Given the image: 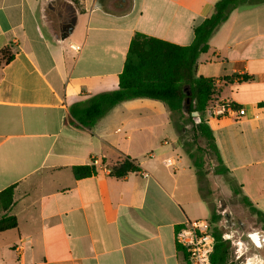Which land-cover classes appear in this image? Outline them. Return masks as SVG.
Returning <instances> with one entry per match:
<instances>
[{
	"label": "crops",
	"instance_id": "crops-1",
	"mask_svg": "<svg viewBox=\"0 0 264 264\" xmlns=\"http://www.w3.org/2000/svg\"><path fill=\"white\" fill-rule=\"evenodd\" d=\"M218 1L0 0V193L14 187L0 219L18 223L0 233V264H191L176 233L213 212L201 194L205 161L200 179L187 152L198 149L169 109L129 100L85 127L71 108L119 88L137 34L189 46ZM196 75L216 80L205 119L226 175L264 216V0L231 11ZM224 100L246 115L213 116ZM126 156L140 170L111 176ZM92 165L95 174L76 178V166Z\"/></svg>",
	"mask_w": 264,
	"mask_h": 264
},
{
	"label": "trees",
	"instance_id": "trees-1",
	"mask_svg": "<svg viewBox=\"0 0 264 264\" xmlns=\"http://www.w3.org/2000/svg\"><path fill=\"white\" fill-rule=\"evenodd\" d=\"M247 3L249 0H219L214 6L212 15L196 27L194 41L189 46H180L137 34L132 39L124 69L119 76V88L98 94L85 103L73 106L71 108L73 118L85 127H93L112 108L125 101L139 98L160 101L169 109L180 138L183 139L190 133L186 127L192 125L191 132L194 140H204L207 150L216 159V174L226 175L228 169L223 164L215 137L205 119L207 108L216 93V80L197 77L196 66L200 56L208 51L209 40L228 19L231 11ZM3 55L6 63L12 59V56L5 51ZM261 106H264V103ZM193 112L199 113L198 123L192 116ZM187 152L194 162L197 175L202 179L204 177L203 154L207 151L200 149L193 154ZM139 170L136 161L126 156L112 168L110 174L121 179ZM95 173L94 165L74 168L77 179L90 177ZM235 192L239 193L237 190ZM13 201L14 187L0 193V206L3 211H8ZM241 202L253 215L264 220L263 214L252 206L247 197H242ZM219 219L220 216L213 212L211 224H217ZM17 226V219L14 216L4 215L0 219V233L14 230ZM211 231L216 240L212 264H235L232 259L231 244L223 239V231L218 227H211Z\"/></svg>",
	"mask_w": 264,
	"mask_h": 264
},
{
	"label": "rangeland",
	"instance_id": "rangeland-1",
	"mask_svg": "<svg viewBox=\"0 0 264 264\" xmlns=\"http://www.w3.org/2000/svg\"><path fill=\"white\" fill-rule=\"evenodd\" d=\"M196 123L199 122V115L195 117ZM192 125L188 129L190 133L183 139L186 147L191 151L198 149L206 150L202 153L205 161L206 181L200 183L201 194L211 203V210L220 216L217 224H211V215L206 219L211 227H218L223 231V235H228V241L233 251L232 259L235 264H264V246L258 247L251 245L246 234L257 231L264 234V227L260 219L253 215L235 193V184L231 182L227 175H217L215 172L216 159L206 148L205 141L202 139L194 140L191 132ZM241 222L247 226L242 233L240 225L233 226ZM240 256V258H238Z\"/></svg>",
	"mask_w": 264,
	"mask_h": 264
},
{
	"label": "built area",
	"instance_id": "built-area-1",
	"mask_svg": "<svg viewBox=\"0 0 264 264\" xmlns=\"http://www.w3.org/2000/svg\"><path fill=\"white\" fill-rule=\"evenodd\" d=\"M246 111L239 109L232 101L224 100L213 109V116L232 117L245 116ZM166 166L173 167L172 159H166ZM147 177L146 172L143 173ZM229 240L228 235H223ZM177 244L183 247L191 264H212L215 251V237L211 231V224L207 220H189L183 223L176 233ZM240 258V256L238 257Z\"/></svg>",
	"mask_w": 264,
	"mask_h": 264
},
{
	"label": "water",
	"instance_id": "water-1",
	"mask_svg": "<svg viewBox=\"0 0 264 264\" xmlns=\"http://www.w3.org/2000/svg\"><path fill=\"white\" fill-rule=\"evenodd\" d=\"M76 24V17H74L73 20L68 22L64 26V33L62 34V38L66 39L74 30ZM198 112H193V116L196 117L198 116ZM250 239L252 240L253 243H255L258 247H263L264 246V234H261L257 231H253L249 234Z\"/></svg>",
	"mask_w": 264,
	"mask_h": 264
},
{
	"label": "flooded vegetation",
	"instance_id": "flooded-vegetation-1",
	"mask_svg": "<svg viewBox=\"0 0 264 264\" xmlns=\"http://www.w3.org/2000/svg\"><path fill=\"white\" fill-rule=\"evenodd\" d=\"M238 224H239L240 227H241L240 231H242V233H244V231L247 229V226H246L245 224H242L241 222L238 223ZM246 236H247V238L249 239V241L251 242L250 244H251V245H254L253 242H252V240H251L250 237H249V234H246Z\"/></svg>",
	"mask_w": 264,
	"mask_h": 264
}]
</instances>
